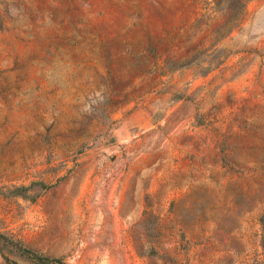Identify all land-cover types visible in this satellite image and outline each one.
<instances>
[{
	"label": "rangeland",
	"instance_id": "rangeland-1",
	"mask_svg": "<svg viewBox=\"0 0 264 264\" xmlns=\"http://www.w3.org/2000/svg\"><path fill=\"white\" fill-rule=\"evenodd\" d=\"M0 264H264V0H0Z\"/></svg>",
	"mask_w": 264,
	"mask_h": 264
}]
</instances>
